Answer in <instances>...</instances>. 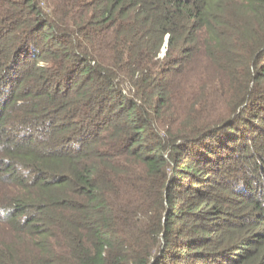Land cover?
I'll return each mask as SVG.
<instances>
[{"label": "trees", "instance_id": "1", "mask_svg": "<svg viewBox=\"0 0 264 264\" xmlns=\"http://www.w3.org/2000/svg\"><path fill=\"white\" fill-rule=\"evenodd\" d=\"M262 56L264 0H0V264H264Z\"/></svg>", "mask_w": 264, "mask_h": 264}, {"label": "rangeland", "instance_id": "2", "mask_svg": "<svg viewBox=\"0 0 264 264\" xmlns=\"http://www.w3.org/2000/svg\"><path fill=\"white\" fill-rule=\"evenodd\" d=\"M259 61L261 62V68H263L264 67V56H262V57H259ZM255 69V71H256V68H254ZM261 71V70H260Z\"/></svg>", "mask_w": 264, "mask_h": 264}, {"label": "water", "instance_id": "3", "mask_svg": "<svg viewBox=\"0 0 264 264\" xmlns=\"http://www.w3.org/2000/svg\"><path fill=\"white\" fill-rule=\"evenodd\" d=\"M164 50L166 51V48H164Z\"/></svg>", "mask_w": 264, "mask_h": 264}]
</instances>
